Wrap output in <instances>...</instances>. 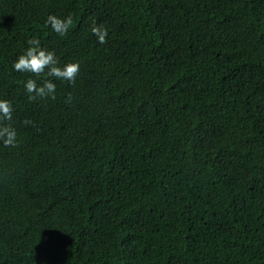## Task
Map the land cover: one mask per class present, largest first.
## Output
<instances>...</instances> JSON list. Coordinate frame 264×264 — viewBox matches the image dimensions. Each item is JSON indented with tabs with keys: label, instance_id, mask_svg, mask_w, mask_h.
Returning a JSON list of instances; mask_svg holds the SVG:
<instances>
[{
	"label": "trees",
	"instance_id": "16d2710c",
	"mask_svg": "<svg viewBox=\"0 0 264 264\" xmlns=\"http://www.w3.org/2000/svg\"><path fill=\"white\" fill-rule=\"evenodd\" d=\"M34 37L80 63L54 100ZM0 98V264H264V0H0Z\"/></svg>",
	"mask_w": 264,
	"mask_h": 264
},
{
	"label": "clouds",
	"instance_id": "9594fccd",
	"mask_svg": "<svg viewBox=\"0 0 264 264\" xmlns=\"http://www.w3.org/2000/svg\"><path fill=\"white\" fill-rule=\"evenodd\" d=\"M45 23L57 35L64 37L73 25V17L70 14L63 18L50 14ZM91 31L100 44L108 42V29L104 25H96L93 21ZM27 44L28 47L17 56L12 67L16 72L31 74L24 81V88L28 93L29 101H35L38 98L54 100L56 98V84L50 78L74 84L80 73V63L75 61L61 65L55 51L41 47L40 41L35 37L29 39ZM45 74L48 78L43 79L41 83L32 78L33 76L42 77ZM67 100L68 102L71 101V95L68 96ZM12 116L11 101L0 98V143L4 147L15 148L19 145V139L17 129L10 123ZM23 123L27 125L33 122L26 119Z\"/></svg>",
	"mask_w": 264,
	"mask_h": 264
}]
</instances>
